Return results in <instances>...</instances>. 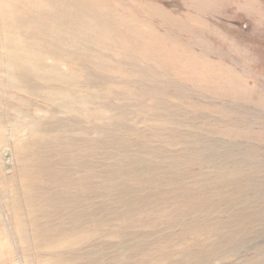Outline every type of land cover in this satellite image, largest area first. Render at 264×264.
<instances>
[{"label":"rangeland","instance_id":"374dc122","mask_svg":"<svg viewBox=\"0 0 264 264\" xmlns=\"http://www.w3.org/2000/svg\"><path fill=\"white\" fill-rule=\"evenodd\" d=\"M264 264V0H0V264Z\"/></svg>","mask_w":264,"mask_h":264},{"label":"bare ground","instance_id":"6f19581e","mask_svg":"<svg viewBox=\"0 0 264 264\" xmlns=\"http://www.w3.org/2000/svg\"><path fill=\"white\" fill-rule=\"evenodd\" d=\"M20 264V263H19Z\"/></svg>","mask_w":264,"mask_h":264}]
</instances>
